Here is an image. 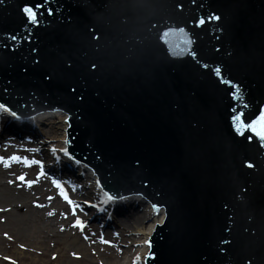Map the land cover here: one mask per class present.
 <instances>
[{
  "label": "water",
  "instance_id": "95a60500",
  "mask_svg": "<svg viewBox=\"0 0 264 264\" xmlns=\"http://www.w3.org/2000/svg\"><path fill=\"white\" fill-rule=\"evenodd\" d=\"M37 3L0 0V102L66 114L63 152L165 212L145 264H264V141L233 123L264 110V0Z\"/></svg>",
  "mask_w": 264,
  "mask_h": 264
},
{
  "label": "rangeland",
  "instance_id": "374dc122",
  "mask_svg": "<svg viewBox=\"0 0 264 264\" xmlns=\"http://www.w3.org/2000/svg\"><path fill=\"white\" fill-rule=\"evenodd\" d=\"M39 113L35 112L33 118L26 120L24 124L30 129L28 132L30 135L22 137L12 132L17 137H11L12 134L5 136L6 134L0 133V144L8 142L3 141V136L21 142L34 138L37 147L41 149V154L35 151L36 148L20 153L19 149L12 151L22 160L38 163L25 166L22 162H14L19 165L18 170L31 176L41 172L50 179L56 176L57 181L62 180L61 188L73 203L69 205L53 183H46L50 191H55L53 215L41 217L46 219L39 225L33 223L28 212H15L6 202L1 201L0 209L8 208V212L4 221L0 220V264H142L137 258L140 252L138 246L140 239L134 233L150 223L147 217L149 212H154L152 205L142 196H139L141 202L135 201L138 196H126L120 201H109L95 189L88 168L81 175H77L75 170L78 164L73 168L75 163L71 162V165L68 162L72 168L65 169L62 166L64 162L61 160L59 133L52 123L45 124V121L36 124L33 119ZM5 122L0 121L1 132ZM3 147L4 150L9 149L5 145ZM11 157L13 156L10 155L7 160L11 161ZM41 158L44 162H41ZM2 169L3 163L0 162V171ZM64 179H69L73 184L72 188H68L69 183L63 182ZM23 193L26 191L20 190L10 195L14 196L15 203H19L21 200L18 198H21ZM76 220L82 222L83 229L72 227ZM40 230L47 235L44 240L39 239L36 242ZM101 239L108 243H101Z\"/></svg>",
  "mask_w": 264,
  "mask_h": 264
},
{
  "label": "bare ground",
  "instance_id": "6f19581e",
  "mask_svg": "<svg viewBox=\"0 0 264 264\" xmlns=\"http://www.w3.org/2000/svg\"><path fill=\"white\" fill-rule=\"evenodd\" d=\"M6 115L4 113H0V121H6L3 123V132L0 131V133L6 134L5 136L15 133L16 135H21L22 137L26 135H30L28 132L30 129L28 126H21L17 127L12 121H8V118H5ZM33 121L38 124L39 122H45V124L52 123L55 125V129L59 133V148L63 151V139H64V125H65V115H57V114H48V113H39L36 115L33 119ZM10 131L9 133L5 131ZM19 130V131H17ZM43 134V133H42ZM3 136V141H8L6 144H0V158L3 159V161H6L8 163V167H5L3 163L4 169L0 171V202H6L7 206L19 213L28 212V214L32 217L34 224H41L45 219H41V217L48 216V213H52V206L53 200L55 199V191H50L46 183H52L53 180H56V176L53 178H48L45 175H40L39 173L31 176L27 172H21L18 170L19 165L15 164L14 162L8 161L7 158L11 156H15V153L12 150H18L19 153L23 152L25 150L35 149L36 152L41 154V149L37 147L36 141H34V138H31L30 140H25L23 142L14 140L12 138ZM11 137H17L15 135H10ZM7 146L9 149L4 150L3 146ZM41 162H44V160L41 158ZM64 163H62V166L67 169L72 168L70 165H68L67 162H70L69 159L64 157L62 155V159ZM2 163V162H1ZM71 164V162H70ZM72 165V164H71ZM76 168V164H74L73 168ZM86 167H83L78 164V167L75 171H77V175H81L82 172ZM74 172V169H73ZM89 177L93 179L94 187L97 191L101 192L98 188V185L95 181V178L92 174V171L89 169ZM55 175L58 176L57 173ZM24 177V180L21 181L19 178ZM32 182L31 186H28V183ZM59 184H63L62 180L57 181ZM63 182L69 183L68 188H72V183L69 181V179H64ZM20 190L26 191V193L21 194L22 197L18 198V200H21L19 203H15V198L10 195V193H17ZM22 193V192H20ZM19 193V194H20ZM102 193V192H101ZM103 194V193H102ZM88 196V195H87ZM103 196H105L103 194ZM51 197V199H49ZM94 197V196H93ZM136 202H141L139 199V196L135 200ZM110 202L107 203L109 205ZM36 205H42V207H36ZM128 206H131V204H128ZM8 208L6 209H0V220L4 221V218L7 216ZM102 212V211H101ZM164 213L159 215L158 217L155 216L154 212H149L147 219H149V224L147 226H142L140 229H137L134 235L138 236L139 241V254L137 256L139 262L144 263V256L147 249L148 241L151 235V231L153 228V225L160 224L163 220ZM47 234L40 230V233L38 237L36 238V242L44 240ZM102 235V234H101ZM147 241V243H146ZM122 251V249H121Z\"/></svg>",
  "mask_w": 264,
  "mask_h": 264
},
{
  "label": "snow or ice",
  "instance_id": "6c2138e0",
  "mask_svg": "<svg viewBox=\"0 0 264 264\" xmlns=\"http://www.w3.org/2000/svg\"><path fill=\"white\" fill-rule=\"evenodd\" d=\"M48 3V0H43V3H37L34 7H24L22 9L28 23L30 24H37L38 21V15H37V11L36 9H40L44 7V4ZM49 15H51V11L48 12ZM211 20L215 21L218 20L219 17L217 16H212L210 18ZM205 23V21L203 19L199 20L197 26H201ZM179 31L181 33H183L184 29H179ZM172 35L171 31H166L162 34L163 37H168ZM13 39H15V37H13ZM167 42V41H165ZM205 67H207V65H205ZM212 72L214 73V75L218 78L219 82L221 84H225V85H230L233 89L236 87L235 85H232L230 81L225 80L222 78V73H221V69L220 68H213ZM245 107H247V105H245ZM235 111V110H234ZM0 113H4L7 114L15 119H20L19 116H17L15 111H11L10 108L8 106H6L3 103H0ZM243 113L237 114L233 117V123L236 126V131L238 133L243 134V130H248L250 131L255 137H257L259 140L264 141V110L261 111L260 115L252 120L250 123H245V121L242 119L243 117ZM262 147H264V145H262ZM66 156H68L69 159H72V157L65 152L64 153ZM11 161L13 162H22L25 164V166H31V164H36L38 163L37 161H31L29 162L28 160H22V158L17 157V156H13L10 158ZM0 162L4 163L5 167H8V163L6 161H3L2 158H0ZM253 165L251 163L247 164L248 168H251ZM40 175H43V172L40 173ZM21 181L24 180V177H20L19 178ZM53 185L60 190V195L62 196L63 199H65V201L69 204L72 205V201L68 199L67 195L63 192V189L61 188V185L53 180L52 181ZM32 184V182L28 183V186L30 187ZM105 197L107 198V200L111 201L112 199H114L112 196L108 195L107 193H105ZM121 199H124V197H120ZM49 199H51V197H49ZM36 207H42V205H36ZM49 216H52L53 213L49 212L48 213ZM73 215H75V210H73ZM72 227H76V228H80L83 229L84 225L82 224V222L80 220H76L75 223L72 225ZM61 231H63V229H61ZM5 236L7 237V234L5 233ZM85 239H87V237H85ZM101 243H108L107 241L101 239L100 241ZM147 243V241H146ZM55 258V257H54Z\"/></svg>",
  "mask_w": 264,
  "mask_h": 264
}]
</instances>
